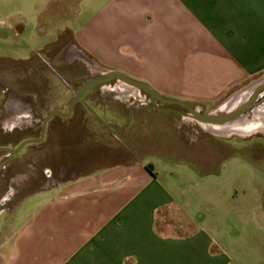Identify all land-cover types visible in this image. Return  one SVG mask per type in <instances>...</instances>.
I'll return each mask as SVG.
<instances>
[{"label": "crops", "instance_id": "1", "mask_svg": "<svg viewBox=\"0 0 264 264\" xmlns=\"http://www.w3.org/2000/svg\"><path fill=\"white\" fill-rule=\"evenodd\" d=\"M70 1L0 0V37L23 41L25 35H30L28 39L35 43L37 38L51 34L52 40L38 43L44 45L38 55L46 61H50L46 57L56 58L59 51L66 61L81 55L103 73L120 71L162 97L202 114L229 113L247 102L255 87L264 84V0H95L96 6L83 3L78 15L69 14ZM80 18L83 21L78 24ZM68 77L77 83L76 87L69 86L68 96L43 97L46 102L36 112L23 105L28 97L24 92L18 94L17 107H0L2 142L11 141L15 133L39 139L47 121L40 150L47 148L50 162L56 159L57 151L65 149L59 145L60 133L72 124H81L88 133V141L82 143V163L111 157L113 153L127 159L119 164L120 172L113 169L97 177L99 184L95 189H81L74 193L78 194L75 199L71 195L69 208L54 202L46 219L24 224L6 250L0 240V262L264 264V192L255 205L238 201L237 192L223 193L226 201L230 200L212 205V223L206 228L205 224L194 222L192 209L171 194L170 187L160 178V168L153 164L157 173L154 176L141 159L152 147L153 131H159L156 151L173 166L178 162L214 160L215 156L207 152L216 145L207 139L202 142L203 136L223 141L228 148L223 150L226 159L233 152L232 135L217 136L212 130H205L203 124L226 127L243 122L242 119L214 124L199 121L181 104L170 108L163 104L138 107L137 101L146 96L137 88H124L121 80L114 87L104 84L90 88L70 108L82 88L98 77L71 72ZM251 83L253 92L236 108L222 109L240 93L248 92ZM107 109H112L114 117L106 120ZM176 109L184 111L181 117L174 115ZM185 115L198 124L203 134L193 130L196 132L188 135L182 131ZM166 118H173L180 126L177 140L171 144L161 136ZM194 148L205 155L191 153ZM8 156L11 155H0V206L13 192L20 193L25 201L30 194L41 191L40 156L35 153L28 161L12 162ZM51 167L48 172H53ZM80 167L61 168L59 175L73 173L74 168ZM214 175L221 177L220 173ZM214 175L209 179L216 178ZM242 194L249 195L247 191ZM232 218L239 234L228 240L222 225ZM251 226L262 234L255 239L256 259L243 252L238 255L234 245L241 244Z\"/></svg>", "mask_w": 264, "mask_h": 264}, {"label": "rangeland", "instance_id": "2", "mask_svg": "<svg viewBox=\"0 0 264 264\" xmlns=\"http://www.w3.org/2000/svg\"><path fill=\"white\" fill-rule=\"evenodd\" d=\"M83 3L84 5L88 3L95 6L97 4L95 0H83V2L82 0H71L70 3L68 2L69 14L73 15L77 12L76 15H78ZM82 21L83 18H80L78 24ZM29 36L30 35H25V39L23 40L24 42L17 39L8 40L0 37V59H2L0 60L1 88L5 90L7 87H11L15 90L21 88L24 90V93H29L28 90L25 91L28 84L30 85V88L33 87L31 90L36 88L38 89L40 95H42V99L46 96H68L67 91H69L71 87L77 86V83H72L70 81L68 73H83L89 75L90 78L103 73V71L98 69L94 63L85 61L86 59L81 55H78V58L75 60L69 59L66 61L63 58L62 51H59V55H57L56 58L46 57L48 60H50V68L46 63L47 61H44L43 59H41L40 64H38L36 62L38 58V52L42 51L44 47V45H39L38 43L41 41L47 42L52 40V36L49 34L47 37H41V40L37 38L38 41L35 43H31V39H28ZM33 56L36 57L34 59L35 61L32 63L30 62L24 64L22 62H16L29 60ZM38 66H40L41 70V73L38 74L41 76V83L38 82L36 87L34 86L35 83L32 82L34 80L32 72ZM30 79L31 83L29 82ZM261 81L264 82V77ZM115 84L116 82L105 85H112L111 87H114ZM252 84L253 83L249 85L250 90L248 92L250 93L246 91L239 94H243L242 100L245 96L247 97L253 92ZM126 89H128V87ZM14 101L16 102V99H14ZM152 104L155 105L158 104V102L153 100ZM163 104L168 108L172 107V104ZM225 105L222 107V109L225 107ZM223 110L226 111V109ZM259 111H264V97L255 105L253 111L248 116L241 117L240 119H242L241 121H248L249 123L254 122V114ZM106 113H108L105 116L106 120L108 118L114 117V112L112 109H107ZM184 119L182 120V131L188 135L191 133L194 134L196 131H199V133L203 134V130L199 128L195 121H191L187 115H185ZM164 121L165 123L161 130V136L164 139H167L171 144L172 141L177 140L176 132L177 129L180 131V126H178L177 122L173 118H166ZM203 127L205 130H207L206 127L209 126L203 124ZM207 131L212 132L210 130ZM158 132L159 131H153V135L150 136L151 140L154 141L152 142V147L149 148V152L144 154V157L141 159L146 161L147 165L156 164L160 168L162 172L160 175V178L162 177V182L166 184V187H170V190H172L171 194L177 198L179 202L185 204L189 209H192L190 211L193 212L195 217L194 222H197L198 224L203 223L202 225L205 224L206 228H208L210 222L212 223L210 216V209L214 207L212 205H222L230 200L228 199L226 201V197L223 195L225 192H228L231 195L237 192L235 195L237 197L239 196L240 199L238 201L243 204L255 205L257 204L258 200L261 199L260 196H262V192H264V141L253 139L251 141L245 142L241 138L245 139L255 133H264V131L261 132V130H257L244 135L237 133V135L240 137H234L232 143V155L226 157V159H223V150L225 147L227 148V146L224 145L225 143L221 140H213V138H209V136H203L201 137L202 142L203 140L205 141V139H207V142L210 141L216 145V147L212 146L207 152L215 156V159H212V161L209 163L200 159L198 160L199 162H194V164L192 162H178L175 166H173V162L165 161L166 159L164 158H166V156L156 151L158 146L155 145V137H157ZM214 134L221 137H228L236 133L227 135ZM12 138L13 139H11L9 142H2L0 139V149L14 151L26 142L36 141L32 135L25 136L17 133H15ZM59 138L61 143H59V145L64 146L65 149L61 148L64 151H57L56 159H53V161L48 162L49 153L47 152V148L43 149L44 147H42L40 150V144H36L34 142L26 144L19 153L8 156L10 162H12L13 159L28 161L33 157V155H35V153L38 155L37 157L40 156V160L42 161L40 184L41 191H35L36 193H32L33 195L30 194V196L27 197L25 201L23 197L21 198L20 193L13 192L9 195L7 200L3 202V205L0 206V208H4L0 211V240L3 239L4 242H2L4 245H6L4 246V250L9 247L10 242L15 238L16 234H18L21 227L28 221L35 219H46L48 217L47 212L50 211L52 203L55 202L60 207L69 208L68 202L70 201L69 197L71 195H73V198L75 199L78 196V194L74 195L75 192L89 187H93V189H95L96 185L99 184L97 177H99L102 173L106 174L113 169L116 172H120V170L117 169L121 167L119 164L127 159V157L124 155L113 153L111 157L105 156L104 158H97L96 160L91 161L90 159L88 160V157L85 155L84 158H86L88 161H84L82 163V143L88 141V133L85 126L81 124H72L67 130L60 133ZM258 141H260V143ZM180 149L181 148L179 147V151ZM195 149L196 148H194V151H191V153L194 152L198 156L200 152L204 155L206 153L204 151L198 152L199 150L196 151ZM185 153H188V151L185 150ZM230 153L231 152L229 151V154ZM2 164L3 163H1V165ZM72 165H81V167L78 169L74 168L75 172L73 173L67 172L59 175L61 168L70 167ZM50 167L53 172H57H48ZM68 169L69 168H67V170ZM217 173H220L221 177H218L219 175H214ZM212 175H214L216 178L209 179ZM244 191H247L249 195L243 196L242 193ZM257 191L260 193L258 196ZM1 196L3 195L0 194V197ZM231 221L228 222L227 220L226 222H223L222 225L224 231L227 230L224 238L228 240L231 239V237L236 238L237 234H239L236 220L232 218ZM246 233L247 234L245 236H242L243 238L241 244L234 242L235 250H237L236 253L239 255V253L243 252L250 259L251 257L256 259L257 253L255 249V239L262 234H258L253 226L248 227L246 229ZM240 247H242L241 251L239 249ZM0 264H3V262L1 261Z\"/></svg>", "mask_w": 264, "mask_h": 264}, {"label": "water", "instance_id": "3", "mask_svg": "<svg viewBox=\"0 0 264 264\" xmlns=\"http://www.w3.org/2000/svg\"><path fill=\"white\" fill-rule=\"evenodd\" d=\"M114 79H121L128 84H131L135 87H138V88L144 90L149 95H151L153 98L158 99L159 101H161L163 103L184 105L189 109L191 114L195 115V118L198 119L199 121L214 123V124H230V123H233L234 121H236L237 119H239L241 117L248 116L250 114L249 111L251 110V108L254 109V107L256 105V100L261 96L262 93H264V84H263L260 87H255L256 91L254 93H252L251 97L249 98V100L247 102L242 103L239 107H237L236 109H234L233 111H231L229 113L226 112L224 115H219V116L211 114V113L202 114L199 111H197V109L191 108L188 105H185V104L180 103V102L175 101V100H170V99H166V98L162 97L160 94H158L156 91H154L152 88H150L146 84L134 81L120 71H114V70L110 71L109 70V71H105L100 77H98V78L92 80L91 82H89L88 84H86L82 88V91H81V94L79 95V97H75L72 100V102L70 104V108H72L74 106V104L76 103V101L78 100V98H80L90 88L94 87L97 84L107 82L110 80H114ZM46 125H47V121H45V123H44L42 137L40 140H42L44 138V134L46 132ZM30 142H38V141L26 142V143L22 144L17 150H14V151L3 150V149H0V151H6L10 155H15V154L19 153L22 150V148Z\"/></svg>", "mask_w": 264, "mask_h": 264}, {"label": "flooded vegetation", "instance_id": "4", "mask_svg": "<svg viewBox=\"0 0 264 264\" xmlns=\"http://www.w3.org/2000/svg\"><path fill=\"white\" fill-rule=\"evenodd\" d=\"M35 57L36 56H33L30 60H28V62L27 63H32L33 61H35L34 59H35ZM38 58H37V60H36V62L38 63V64H40V61H41V59H43L44 61H46V59H44L43 57H41V56H37ZM0 60H2V59H0ZM24 64H27V63H25V62H23ZM47 63V65H48V67L50 68L51 67V64H50V62L49 61H47L46 62ZM35 64V63H34ZM35 66V65H34ZM41 73V70H40V66H38L37 68H35L34 70H33V72H32V75H33V78H34V80L32 81V82H34L35 83V85L34 86H36L37 87V83L38 82H40L41 83V79H40V77L41 76H39L38 74H40ZM101 75H97V77H100ZM94 77H96V76H94ZM118 80H121V79H114V80H110V81H107V82H103V83H100V84H97V85H104V84H109V83H113V82H117ZM122 82L121 83H125L127 86H124V88H127L128 87V89L130 88V87H132V88H137V89H139L142 93H143V95H145L146 96V98L144 99V100H141V101H137V103H136V105L138 106V107H150V106H154L153 104H152V101L153 100H156L157 102H158V104L159 103H161V104H163V102H161V101H159L158 99H155V98H153L151 95H149L148 93H146L144 90H142V89H140V88H138V87H135V86H133V85H131V84H128V83H126L125 81H123V80H121ZM30 83H31V79H30V81H29ZM33 84V83H32ZM97 85H95V86H97ZM18 88H19V86H18ZM30 85H28L27 84V89L25 90V91H27L28 90V92L29 93H27V95H28V97L23 101V105H25V106H27L29 109H31L32 111H34V112H36V111H38L44 104H45V102H46V99H42L41 98V95H40V93H39V91H38V89L36 88V89H33V90H31L33 87H31L30 89ZM35 90V91H34ZM22 92H24V90L23 89H21V88H19V89H12L11 87H7V89L5 90V89H3V88H1L0 87V107H4V106H6V105H9V106H13V107H17L19 104V96H18V94H20V93H22ZM264 97V93H262L261 94V96L256 100V104L262 99ZM14 99H16V102L14 101ZM18 100V101H17ZM244 103V102H243ZM157 104H155V106H156ZM164 105V104H163ZM180 106H182V105H180ZM183 108H184V111H189V109L186 107V106H182ZM193 108V107H192ZM252 110H253V108H251V110L249 111L250 113L252 112ZM184 111H182V110H178V109H176V110H173V113H174V115L175 116H178V117H181L182 116V112H184ZM238 120V119H237ZM42 132H43V130L41 131V134H40V138L39 139H36V141H38V142H35L36 144H40L44 139H45V135H46V133H47V129H46V132H45V134H44V138L42 139V140H40L41 139V137H42ZM234 137H240L239 135H237V134H234V135H232L230 138L231 139H234ZM243 141H245V142H248V141H251V140H253V139H258V140H262V141H264L263 139H264V133H255V134H253V135H251V136H249V137H247V138H241ZM259 143H260V141H258ZM258 144V143H257ZM5 153H8V152H6V151H0V155L1 154H5ZM9 154V153H8ZM1 163H2V161H0V166H2L1 165Z\"/></svg>", "mask_w": 264, "mask_h": 264}, {"label": "bare ground", "instance_id": "5", "mask_svg": "<svg viewBox=\"0 0 264 264\" xmlns=\"http://www.w3.org/2000/svg\"><path fill=\"white\" fill-rule=\"evenodd\" d=\"M242 97L237 96L230 100L224 107V109L232 110L238 106L241 102ZM254 122L249 123L248 121H243L240 123L233 124L231 126L226 127H206L209 130L217 134H232V133H240V134H247L251 133L252 131L261 130L264 131V111H259L254 114ZM240 119V118H239Z\"/></svg>", "mask_w": 264, "mask_h": 264}, {"label": "trees", "instance_id": "6", "mask_svg": "<svg viewBox=\"0 0 264 264\" xmlns=\"http://www.w3.org/2000/svg\"><path fill=\"white\" fill-rule=\"evenodd\" d=\"M146 168H147V170H148L150 173H152V175H154V176L156 175L155 172H154V166H153V165H147Z\"/></svg>", "mask_w": 264, "mask_h": 264}, {"label": "built area", "instance_id": "7", "mask_svg": "<svg viewBox=\"0 0 264 264\" xmlns=\"http://www.w3.org/2000/svg\"><path fill=\"white\" fill-rule=\"evenodd\" d=\"M123 86H127L125 83H122Z\"/></svg>", "mask_w": 264, "mask_h": 264}]
</instances>
